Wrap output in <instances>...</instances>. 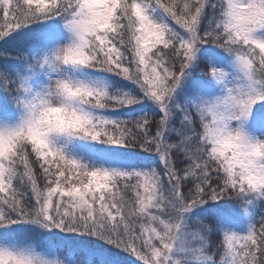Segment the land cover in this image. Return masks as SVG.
<instances>
[{
	"label": "snow or ice",
	"instance_id": "6c2138e0",
	"mask_svg": "<svg viewBox=\"0 0 264 264\" xmlns=\"http://www.w3.org/2000/svg\"><path fill=\"white\" fill-rule=\"evenodd\" d=\"M0 264H264V0H0Z\"/></svg>",
	"mask_w": 264,
	"mask_h": 264
},
{
	"label": "trees",
	"instance_id": "16d2710c",
	"mask_svg": "<svg viewBox=\"0 0 264 264\" xmlns=\"http://www.w3.org/2000/svg\"><path fill=\"white\" fill-rule=\"evenodd\" d=\"M211 243H212L213 245H215V244H216V240L213 239V240L211 241Z\"/></svg>",
	"mask_w": 264,
	"mask_h": 264
}]
</instances>
